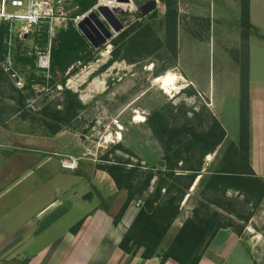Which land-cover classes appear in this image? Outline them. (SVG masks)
Here are the masks:
<instances>
[{
	"label": "rangeland",
	"instance_id": "rangeland-1",
	"mask_svg": "<svg viewBox=\"0 0 264 264\" xmlns=\"http://www.w3.org/2000/svg\"><path fill=\"white\" fill-rule=\"evenodd\" d=\"M144 1L146 0H132L137 7ZM195 1L196 3L177 0L176 39L177 32L186 33L180 38V43L184 51L183 59L190 62L192 75L200 83L207 82L208 79L220 81L224 85L222 89L225 91V106L231 111L234 100L231 93L239 73L235 64L229 60L233 57L231 53L234 47L231 42L236 34L235 7L227 3V10L221 8L220 10H223L221 12L217 11L219 8L217 0ZM64 6L67 17L75 12L79 13L76 0H71ZM154 13L155 16L150 17L148 14L141 21L136 22L128 20L125 16V28L121 32L131 26L141 29L148 25L156 34L155 38H150V33L147 40L138 47L139 49L127 52L126 56L134 60L133 63L128 62L127 59H116L109 63L112 51L123 48L127 43L128 36L114 44L113 40L117 39L121 32L108 43L110 49L107 52L106 46L94 50L77 30L83 38L80 58L73 62L77 65L69 66L64 74L58 72L53 74L50 71L51 52L60 33L63 32L60 31L62 29L55 30V35L51 39L49 68L46 70L37 68L34 55H20L18 51L20 46L26 49H31L33 46L44 49L47 43L45 33L36 38L31 37L26 41L16 42L15 66L24 84L19 88L16 87L0 68V111L13 110L16 112L18 123L20 119H25L40 133L48 135L51 128L46 126L45 120H50L42 110L45 109L46 113L61 109V103L65 101L64 91L70 90L76 93L81 107L76 110V115L67 124L60 125V129L75 130L88 136L92 134L90 141L95 152L93 158L97 162L108 164L115 160L127 161L126 168L138 164L142 170L159 166L163 152L148 126L147 117L155 110L173 107L174 118L170 120L171 125H180L189 120L188 122L200 128L205 125L203 121L197 122L193 113H202L200 117L203 120L206 118L205 109L211 114L212 112L208 107L207 99L197 92L191 93L193 88L185 86V82L179 79V85L184 86L174 96L166 94L159 87L166 73L172 71L176 73V70L172 44L169 42L170 31L164 23V6L160 0ZM202 17L206 19L205 22L201 20ZM208 22L210 26L206 27ZM210 27L211 34L215 31L216 35L219 34L223 38L219 43L213 42L211 47L208 42L201 40L209 33ZM71 28L76 30L68 21L66 31ZM223 47L227 48V52L223 51ZM0 50L2 51L1 47ZM120 53L125 55V50H121ZM84 57L86 60H83ZM20 95L27 96L17 102ZM136 114H140L143 119L136 120L134 118ZM113 118H117L122 126L120 136L114 135L116 128L111 124ZM107 135L109 139L104 138ZM227 143L225 141L219 148L216 147L211 153V158L205 156L204 165L217 162ZM213 198L222 202V209L215 204H204L198 189L189 190L186 200L183 199L180 203V218L184 217V221L192 215L194 209H200L202 206L203 210L205 208L209 211L218 210L229 218L233 225H237L236 228L241 227L239 237L248 252L249 264H264V196L257 205L252 201L243 203V196L231 189L227 190L224 196L216 194ZM247 214L250 215L249 218L243 221L240 215ZM175 227L173 226L170 231L168 229V234L166 233L163 238L164 244L168 245L179 228ZM224 264H233L232 258L230 257ZM239 264L247 263L240 261Z\"/></svg>",
	"mask_w": 264,
	"mask_h": 264
},
{
	"label": "crops",
	"instance_id": "crops-1",
	"mask_svg": "<svg viewBox=\"0 0 264 264\" xmlns=\"http://www.w3.org/2000/svg\"><path fill=\"white\" fill-rule=\"evenodd\" d=\"M227 3L235 7L233 52L241 43L239 0H217V11L227 10ZM248 9L249 21L256 30L255 35L248 37L247 50L248 164L256 176L264 179V0H248ZM210 29L200 38L209 47L223 39L215 31L211 34ZM184 34L177 32L176 39L174 69L179 80L207 99L210 111L225 131V141L237 143L239 73L229 111L220 81L208 79L200 83L192 75L190 62L183 59L180 38ZM223 51L227 52V48ZM229 60L239 72L233 57ZM15 113L0 111V264H158L159 255L144 259L139 252L131 255L118 247L138 207L131 201L119 222L113 223V215L123 204L126 191L118 189L110 175L98 168L101 163L93 158L92 134L62 128L45 135L25 119L18 123ZM70 157L77 158L76 166L62 167L61 161ZM180 217L179 214L175 218L169 231L182 224L184 217ZM78 221H81L78 230L71 232L70 228ZM166 245L162 240L160 249ZM230 257L233 264L250 262L239 235L229 228H220L198 264H224ZM163 264L177 263L167 259Z\"/></svg>",
	"mask_w": 264,
	"mask_h": 264
},
{
	"label": "trees",
	"instance_id": "trees-1",
	"mask_svg": "<svg viewBox=\"0 0 264 264\" xmlns=\"http://www.w3.org/2000/svg\"><path fill=\"white\" fill-rule=\"evenodd\" d=\"M96 0H76L79 13L89 9ZM164 6V23L169 29V42L172 44L173 60L176 59V22L177 0H160ZM153 12L150 17L155 16ZM206 21L204 17L201 18ZM208 24L206 23V27ZM238 26L240 29V46L231 54L239 65L240 82V129L237 143L228 142L221 157L217 162L204 165V157L213 153L221 144L225 143V131L218 120L205 109L206 118L202 120V113H193L197 122L204 123V127H197L188 122L180 125H171L174 118L173 107L155 110L147 117V123L153 136L159 142L163 152L162 167H151L144 170L136 164L126 168L127 161L115 160L108 164H99L98 168L105 170L113 179L118 189L126 191V197L116 214L113 215V223L121 219L125 209L131 201L141 200L131 223L125 230L118 247L125 253L135 255L139 252L141 258L148 259L154 255L160 256L158 264H163L167 259H172L177 264H198L209 242L220 228H229L237 235L241 227L236 228L232 221L218 210L209 211L202 206L193 210L177 229L165 249H160L161 242L170 228L172 222L180 213V203L188 194V191L196 181L193 189H198L203 203L215 204L219 208L222 202L213 195H225L229 189L243 196V203L254 202L257 205L264 196V179L255 175L248 164V129H247V78H248V37L256 34V30L249 21L248 0H239ZM60 33L53 47L50 60V71L64 74L66 69L78 58L83 47V38L77 30ZM134 32V33H132ZM3 28L0 26V47ZM130 33L132 35L130 36ZM155 38L151 27L144 26L141 29L131 26L119 34L113 40L114 44L128 36L127 43L122 48L112 51L109 63L116 59H128L127 52L138 47L147 40L148 36ZM80 36V37H79ZM264 39V37L262 36ZM125 50V55L120 53ZM1 52V50H0ZM138 53V51H137ZM86 60V57L83 58ZM158 75V74H156ZM62 83L64 81H61ZM65 101L62 108L52 112L42 110L48 119L45 120L50 127L49 134L60 129V125L67 124L81 107L76 93L65 90ZM195 91L191 90V93ZM27 95H20V102ZM54 122V123H49ZM118 145L116 146V148ZM222 209V208H221ZM249 214L241 216L243 221L249 218ZM81 221L70 228L75 233Z\"/></svg>",
	"mask_w": 264,
	"mask_h": 264
},
{
	"label": "built area",
	"instance_id": "built-area-1",
	"mask_svg": "<svg viewBox=\"0 0 264 264\" xmlns=\"http://www.w3.org/2000/svg\"><path fill=\"white\" fill-rule=\"evenodd\" d=\"M71 0H0V26L3 28L1 36V54H0V68L13 81L16 87H21L23 78L15 66L14 50L16 42L26 41L31 37H39L46 34V46L44 49L33 46L31 49H26L23 46L18 48L20 55L35 56V63L37 68L46 70L49 68V57L51 50V39L55 35V30H65L70 21L78 30L77 24L89 13V11H96L98 5L106 6L112 11L122 24L119 31H114L108 24L107 27L111 32V36L104 40L99 46L92 47L94 50H99L106 46L109 52L110 44H108L114 37H116L125 28V16L132 22L141 21L144 17L138 11V7L132 0H96L95 3L84 12H75L72 16L67 17V11L64 4ZM78 8L77 6L75 7ZM100 19H104L99 15ZM105 22V21H104ZM87 27L94 33L101 34L98 25L91 21ZM79 63V62H78ZM77 65L72 63L70 67ZM69 67V68H70ZM136 112V111H135ZM116 128L115 136H120L122 130L117 118L111 120ZM110 135V134H109ZM107 135V136H109ZM107 136L104 138L107 139ZM75 157H70L67 161H61V166L72 169L76 166ZM135 206L139 207L141 201H135Z\"/></svg>",
	"mask_w": 264,
	"mask_h": 264
},
{
	"label": "water",
	"instance_id": "water-1",
	"mask_svg": "<svg viewBox=\"0 0 264 264\" xmlns=\"http://www.w3.org/2000/svg\"><path fill=\"white\" fill-rule=\"evenodd\" d=\"M157 2L158 0H146L138 6V11L141 15L147 16L156 9ZM99 15L104 19L105 22L100 19ZM91 21L98 25L101 34L94 33L87 27ZM106 24H108L116 32L122 28L121 22L112 11H110L106 6L98 5L96 7V11H89V13L77 24V28L92 47H97L99 44L104 42L105 39L111 36V32L109 31ZM163 165L164 162L160 161L159 166L162 167ZM195 184L196 181L190 190Z\"/></svg>",
	"mask_w": 264,
	"mask_h": 264
},
{
	"label": "bare ground",
	"instance_id": "bare-ground-1",
	"mask_svg": "<svg viewBox=\"0 0 264 264\" xmlns=\"http://www.w3.org/2000/svg\"><path fill=\"white\" fill-rule=\"evenodd\" d=\"M180 76L177 75L174 71L170 73H166L164 78L159 83V87L166 93L174 96L176 93L179 92V89L182 88L184 85H179L178 79ZM169 95V96H170ZM134 118L138 121H141L143 118L140 114H136ZM120 135V133H119ZM106 139V138H105ZM107 139L108 136H107Z\"/></svg>",
	"mask_w": 264,
	"mask_h": 264
}]
</instances>
